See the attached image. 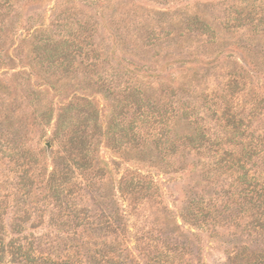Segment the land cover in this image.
<instances>
[{"label":"trees","instance_id":"1","mask_svg":"<svg viewBox=\"0 0 264 264\" xmlns=\"http://www.w3.org/2000/svg\"><path fill=\"white\" fill-rule=\"evenodd\" d=\"M24 1L0 0V65L13 60L8 43ZM109 2L60 0L49 24L27 30L30 72L65 96L57 111L44 104L39 85L17 98L0 79V264H190L200 249L195 257V235L183 226L233 229L227 264H264V0H178L179 31L143 37L145 49L175 37L214 49L225 44L223 33L236 40L226 56L231 70L218 55L206 74L222 81L199 95L194 86L164 83L129 49L119 58L98 41ZM208 7H219V17ZM129 38L127 29L120 39ZM30 72L13 77L30 85ZM92 93L108 103L107 117ZM22 98L34 110L37 138L16 120ZM53 121L49 151L42 141ZM103 144L131 164L118 179L119 163L101 157ZM159 173L199 175L204 183L183 190L182 226L163 203ZM145 205L169 226V237L148 231L131 252L126 209ZM45 219L48 232H38Z\"/></svg>","mask_w":264,"mask_h":264},{"label":"rangeland","instance_id":"2","mask_svg":"<svg viewBox=\"0 0 264 264\" xmlns=\"http://www.w3.org/2000/svg\"><path fill=\"white\" fill-rule=\"evenodd\" d=\"M200 2L205 3L206 0H200ZM59 3L60 0H26L21 3L17 14L18 20L14 23L13 39L8 43V47H10L9 52L13 60L7 66L0 65V79L10 88L13 96L17 98L25 97L30 90H35V87L39 85L38 89L44 92L42 95L44 104H51L56 111L61 107L62 103H65V96H61L58 92L42 86L41 80L36 77L35 72H30L28 60L25 57L29 49L23 40L29 28L35 29L40 24H49L53 15V8H56L55 14L60 13L62 6L60 7ZM177 6L178 0H110L109 4L104 5L101 10L103 14L100 16L101 27L98 33V41L102 40L103 46L107 50L115 51L119 58L125 55V51L129 49L131 53L137 55V59L147 61L151 67L156 69L155 73L160 74V80L164 81V83H172L175 86L178 84L194 86L197 89L198 95L203 92L208 93L211 89L217 87L222 78L217 79L214 77L215 71L207 74L206 71L210 68L209 65L214 63L215 58L220 54L218 58L219 64L223 65L222 67L226 71L231 70V62L228 61L226 56L232 52L229 45H232L236 41L234 38L226 36L223 33L224 36L222 38L224 39H221V43L228 44L215 49L203 44L202 41H198L194 37H184L182 39H176V37L173 39L172 37V42H165V44L159 47L144 48L143 37L151 31H179V19L182 16ZM196 10V7H192L190 13ZM203 10L208 13L210 12V15L219 17V10L221 9L219 7H208ZM76 12L81 13V11ZM183 13L185 11L182 12V15ZM85 15L88 18L89 15L93 14L88 11ZM127 29L130 31L131 39L122 41L120 36ZM138 55L140 58H138ZM233 55L232 61L237 60L239 53L236 54L235 52ZM21 72L32 73L30 85L13 77V75ZM216 73L218 75L223 74L220 69ZM203 76L206 78L202 79ZM154 87L159 88L158 85ZM68 93L69 97H71L75 92L72 89ZM86 93L91 94V92ZM92 98L97 102L102 115L107 117L108 103L98 94L92 93ZM34 118V110L25 98H22L18 102L16 109V120L26 123L28 131H32L34 137L37 138L39 137V129L33 125ZM53 127L54 121L46 131V137L42 141V146L47 147V144H50L49 141ZM51 149L52 146L50 144L48 150L51 151ZM101 157L109 163H119V167L116 170L117 179L126 170L131 169V164H127L117 158L105 144L101 147ZM156 179L160 185L164 205L182 226V221L179 218V207L184 196L183 190L187 187H194L195 190H199L204 186V183L201 182L199 175L189 178L187 174L182 173H159ZM126 210L127 231L125 238L131 252L136 253V249L140 247L141 243L139 240L148 231L151 232V238L158 237L165 239L167 236L169 237L167 234L169 226L159 217L160 215L157 214L155 208L145 205L137 211L128 208ZM47 221V219L43 221L38 232H48ZM11 224L12 220L8 218V240L12 238ZM182 228L195 235V237H192V242L196 247L193 249L194 256L197 257L200 253V259L193 258L190 264L228 263L227 257L232 254L235 245V240L231 236L232 232H234L233 229L207 231L204 229H192L188 226H183ZM212 233L214 235L219 234V238L214 237ZM197 248L200 249L198 254L195 250Z\"/></svg>","mask_w":264,"mask_h":264},{"label":"water","instance_id":"3","mask_svg":"<svg viewBox=\"0 0 264 264\" xmlns=\"http://www.w3.org/2000/svg\"><path fill=\"white\" fill-rule=\"evenodd\" d=\"M47 147L50 148V144H47Z\"/></svg>","mask_w":264,"mask_h":264}]
</instances>
